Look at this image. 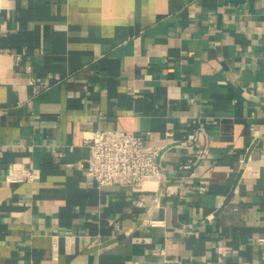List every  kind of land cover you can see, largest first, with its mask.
Instances as JSON below:
<instances>
[{"label": "crops", "instance_id": "obj_1", "mask_svg": "<svg viewBox=\"0 0 264 264\" xmlns=\"http://www.w3.org/2000/svg\"><path fill=\"white\" fill-rule=\"evenodd\" d=\"M94 128L165 176L98 186ZM0 264H264V0H0Z\"/></svg>", "mask_w": 264, "mask_h": 264}, {"label": "built area", "instance_id": "obj_2", "mask_svg": "<svg viewBox=\"0 0 264 264\" xmlns=\"http://www.w3.org/2000/svg\"><path fill=\"white\" fill-rule=\"evenodd\" d=\"M30 82L34 83L35 78L32 77ZM48 85L44 83V86ZM167 133L174 135L172 130ZM205 134L206 128L201 126L188 133L185 142L196 141ZM84 140L89 147L86 174L100 187L114 184L142 185L148 179L163 178L164 155L176 142L170 139L164 144H152L147 142L144 132L102 128L86 130ZM207 152L208 149L204 148L202 155ZM38 175L39 169L31 164H12L6 179L30 181Z\"/></svg>", "mask_w": 264, "mask_h": 264}]
</instances>
